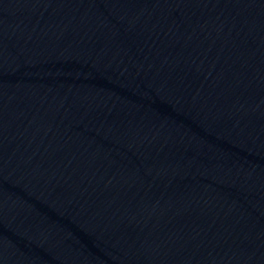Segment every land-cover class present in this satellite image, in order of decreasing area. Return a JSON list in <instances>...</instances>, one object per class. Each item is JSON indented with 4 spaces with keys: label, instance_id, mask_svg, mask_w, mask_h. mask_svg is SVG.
I'll return each instance as SVG.
<instances>
[{
    "label": "water",
    "instance_id": "1",
    "mask_svg": "<svg viewBox=\"0 0 264 264\" xmlns=\"http://www.w3.org/2000/svg\"><path fill=\"white\" fill-rule=\"evenodd\" d=\"M0 264H264V0H0Z\"/></svg>",
    "mask_w": 264,
    "mask_h": 264
}]
</instances>
